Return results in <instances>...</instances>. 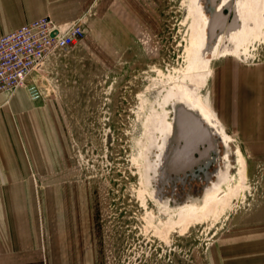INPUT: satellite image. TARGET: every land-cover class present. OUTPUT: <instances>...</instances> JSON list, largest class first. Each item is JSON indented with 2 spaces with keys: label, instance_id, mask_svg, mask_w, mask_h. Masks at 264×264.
Masks as SVG:
<instances>
[{
  "label": "rangeland",
  "instance_id": "obj_1",
  "mask_svg": "<svg viewBox=\"0 0 264 264\" xmlns=\"http://www.w3.org/2000/svg\"><path fill=\"white\" fill-rule=\"evenodd\" d=\"M76 1L81 2L48 5L55 12L48 16L58 25L82 20L84 35L52 57L35 79L43 91L38 106L48 111L44 123L51 125L53 143L66 159L58 187L75 190L58 195V212L80 208L86 216L79 230L74 223V234L69 225L59 226L56 240L73 238L78 251L80 238L88 239L89 264H264V116L258 106L264 13L256 9L259 3L252 0L243 18L251 29L241 39V53L220 57L193 47L200 28L193 0ZM202 1L209 44L243 24L236 18L237 0L215 15L212 9L221 0ZM227 44L235 50L234 43ZM204 74L207 82L198 83L199 95L219 125L213 127L198 111L188 112L186 133L176 142L183 149L166 166L158 148L161 135L152 124L166 109L173 123L182 124L166 92L186 77ZM247 84L255 91L243 93ZM219 173L230 184L218 198L243 185L229 206L218 205L187 229L181 224L165 232L180 208L204 212L206 190Z\"/></svg>",
  "mask_w": 264,
  "mask_h": 264
},
{
  "label": "crops",
  "instance_id": "obj_2",
  "mask_svg": "<svg viewBox=\"0 0 264 264\" xmlns=\"http://www.w3.org/2000/svg\"><path fill=\"white\" fill-rule=\"evenodd\" d=\"M76 2L81 1L0 0V37L54 15L48 5ZM258 74L259 114L264 116V68ZM251 86L243 93L254 92ZM40 102L31 101L24 89L0 95V258L3 264H89L88 239L81 237L75 251L73 238H55L59 226L69 225L74 234L85 214L80 208L58 212V195L75 190L58 187L66 159L53 143L52 127L44 123L48 111Z\"/></svg>",
  "mask_w": 264,
  "mask_h": 264
},
{
  "label": "bare ground",
  "instance_id": "obj_3",
  "mask_svg": "<svg viewBox=\"0 0 264 264\" xmlns=\"http://www.w3.org/2000/svg\"><path fill=\"white\" fill-rule=\"evenodd\" d=\"M231 1L232 0H222L221 4L218 5L217 10L219 11L222 7L227 6ZM237 1H238V4H236V7L238 9L237 18L241 19L243 21V24L241 26H239L240 28L236 29L232 33L228 34V32H226L224 34H221L219 36V40L217 42L218 45L217 44L211 45V44H209V41L207 39V28H208L209 23H208V19L206 18L205 12L203 11V5L201 3L202 0H193V3H194V12L193 13H194L195 22L198 23V25H200V28L197 31H195V39H194V43H193V47L198 52L203 51L208 56L219 55L220 57L228 56L231 53H233L234 55H239L241 53V50H240L241 39L246 38V36L250 33V29H251V27L249 26L247 21L243 18L247 16L246 11L252 5V0H237ZM253 1L256 5L259 3L257 5L256 9L260 13H264V0H260V1L253 0ZM229 42H232L235 44L236 48L234 51H232L228 47L227 43H229ZM202 59H204V57ZM186 78L187 79H185V80H187V81H183V82H181V84L173 86L172 88L168 89L166 92L167 93V96H166L167 100L168 101L171 100L172 102H174L176 108L178 109V112H180L182 124H180L179 121L178 122L176 121V123H173L167 116V109L164 112L165 114L162 115V117H159L160 119L152 124L153 130L157 132L158 136L161 135V137H160L161 140L158 143V148H160V147L162 148V157H163V161L166 164V166H167V162H168L169 158L171 157V155L175 154V152H177V151L179 152V150L181 151L183 149V147H180V146L177 147L176 142L179 141L180 139H182L183 134L186 133L185 131L183 132L182 125H183L184 117L188 116V112L198 111V113L200 115L204 116L206 121H208L211 125H213V127H216L219 125L218 120L215 119V117L211 115V113L208 111V109L203 104L201 97L199 95L200 85H198V83L202 82V85L204 86L207 82L206 75L205 74L202 76L191 75V76L186 77ZM190 120L191 119H185L184 122L187 123L186 124L187 126H191ZM146 122H147V120H146ZM152 122H153V119H152ZM143 125L145 126V124H143ZM150 126H151V124H150ZM221 130L223 132L225 131L223 128ZM150 134H152V133H150ZM153 137H154V135H153ZM153 137H152V139H153ZM224 137H226V134H224ZM224 137H223V139H224ZM142 155H144V154L142 153ZM140 157H141V154H140ZM242 163L244 164L243 160H242ZM149 164H150V161H149ZM151 164H153V163H151ZM163 165L164 164H162V167H163ZM242 173H244V171ZM217 179H218L217 182H215L213 184L212 188L206 190L208 197L204 201V209H205L204 212L201 214V213L197 212L195 208L192 210H187V211L185 210V207L180 208L174 214L176 217V218L175 217L174 218L177 219V221H170L167 225H165V232L168 233L171 231V229L174 228V226L181 225V224L183 225L184 229H187L192 221L200 220L203 216L205 219V216H209V215L214 214L217 211L218 205L222 204L225 206H229L230 200L233 197V195L238 194L243 189V185H241V184L237 185L235 190H233V191L230 190L231 191L230 193L224 192L226 194L224 195V197L222 199H220L217 196L218 193L223 189L224 186L230 184V180L225 176L224 173H219L217 176ZM245 179H246L245 175L242 174L241 180H245ZM157 192H160V191H157Z\"/></svg>",
  "mask_w": 264,
  "mask_h": 264
},
{
  "label": "built area",
  "instance_id": "obj_4",
  "mask_svg": "<svg viewBox=\"0 0 264 264\" xmlns=\"http://www.w3.org/2000/svg\"><path fill=\"white\" fill-rule=\"evenodd\" d=\"M83 35L82 20L63 27L44 17L0 37V95L25 88L31 100L42 99L36 76L52 57L76 45Z\"/></svg>",
  "mask_w": 264,
  "mask_h": 264
},
{
  "label": "flooded vegetation",
  "instance_id": "obj_5",
  "mask_svg": "<svg viewBox=\"0 0 264 264\" xmlns=\"http://www.w3.org/2000/svg\"><path fill=\"white\" fill-rule=\"evenodd\" d=\"M221 1H222V0H221ZM221 1H220L218 4H216V5L214 6V8L212 9L214 15H215V14H218V13H220V12H222L223 9L226 7V6H225V7H222L219 11L217 10V9H218V5L221 4ZM202 2H203V1H202ZM202 2H201V3H202ZM203 11L205 12L204 8H203ZM205 15H206V14H205ZM206 18H207V17H206ZM236 18H237V15H236ZM237 19L239 20V18H237ZM232 32H234V31L228 32V34H229V33H232ZM221 34H224V33L222 32ZM221 34H220V35H221ZM220 35H219V36H220ZM219 36H217V40H216V43H215V44H217V42H218V40H219ZM209 37H210V36H209L208 30H207V39H208V41H209ZM215 44H213V45H215ZM217 45H218V44H217Z\"/></svg>",
  "mask_w": 264,
  "mask_h": 264
}]
</instances>
